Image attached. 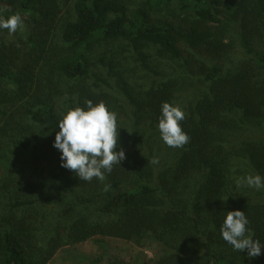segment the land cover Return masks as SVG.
<instances>
[{
  "label": "trees",
  "instance_id": "trees-1",
  "mask_svg": "<svg viewBox=\"0 0 264 264\" xmlns=\"http://www.w3.org/2000/svg\"><path fill=\"white\" fill-rule=\"evenodd\" d=\"M14 13L24 28L0 29V86L24 94L16 103L34 97L23 114L38 133L3 137L0 264H49L63 247L113 238L159 244L150 264H264V247L248 258L220 234L240 210L264 245V188L235 183L264 177V0H0V16ZM228 25L239 47L219 37ZM39 72L65 88H43ZM87 100L116 113L126 157L103 182L61 167L53 147L61 114ZM164 102L185 113L181 148L160 138ZM11 108L0 95L2 125Z\"/></svg>",
  "mask_w": 264,
  "mask_h": 264
},
{
  "label": "clouds",
  "instance_id": "clouds-1",
  "mask_svg": "<svg viewBox=\"0 0 264 264\" xmlns=\"http://www.w3.org/2000/svg\"><path fill=\"white\" fill-rule=\"evenodd\" d=\"M24 28V21L19 13L7 18L0 16V29L15 34ZM86 110L81 107L70 108L61 114L58 121L59 131L55 134L53 147L59 150L61 167L71 170L84 182L97 178L103 182L105 173H111L113 166L126 157L124 151H115L118 145L116 113L108 110L103 101L93 104L85 101ZM185 113L179 106L164 102L157 129L162 141L171 148H181L188 144L190 137L181 127ZM148 163H158L153 157ZM236 187L247 186L260 190L264 188V177L259 174L237 178ZM110 185H105L107 191ZM227 199V198H226ZM225 199V200H226ZM249 221L245 212L228 211L220 227L222 239L234 251H247L248 258L261 255L264 247L259 240L253 239V233L247 228Z\"/></svg>",
  "mask_w": 264,
  "mask_h": 264
},
{
  "label": "rangeland",
  "instance_id": "rangeland-1",
  "mask_svg": "<svg viewBox=\"0 0 264 264\" xmlns=\"http://www.w3.org/2000/svg\"><path fill=\"white\" fill-rule=\"evenodd\" d=\"M69 9V7H66ZM69 11V10H68ZM192 19V15L188 16ZM219 37L225 40H231L239 47L238 42V30L233 25H228L220 29ZM52 43L54 45H60L58 39V32H54L52 36ZM149 50V49H148ZM166 59V58H165ZM167 65V61L164 63ZM42 77L43 88L48 90L61 92L65 88V82L59 75L47 76L44 72L37 74L38 78ZM17 88L11 84L3 83L0 86V95L2 99H5L12 108L9 113L18 109L17 117L10 124L0 121V149L5 150L7 139V131L10 135L16 136L19 132L20 126L31 133H38V130H33L30 126L28 119L23 114V107L26 106L28 101L34 97L27 98L26 100L16 103L17 99L22 98L24 95L22 92H18ZM42 91V90H41ZM16 103V104H14ZM8 113V114H9ZM2 125V126H1ZM164 250L157 243H153L149 240H144L139 244L131 243L119 239H108V244L105 246L98 240H85L81 241L73 246H66L61 248L49 264H150L151 262L159 259ZM106 254L105 256H103ZM98 256H103L101 259H96Z\"/></svg>",
  "mask_w": 264,
  "mask_h": 264
}]
</instances>
